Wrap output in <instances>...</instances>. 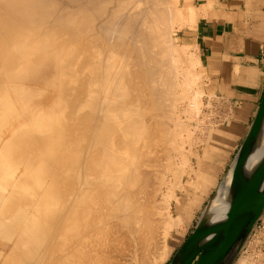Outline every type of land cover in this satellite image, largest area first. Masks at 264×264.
I'll list each match as a JSON object with an SVG mask.
<instances>
[{
    "label": "bare ground",
    "instance_id": "6f19581e",
    "mask_svg": "<svg viewBox=\"0 0 264 264\" xmlns=\"http://www.w3.org/2000/svg\"><path fill=\"white\" fill-rule=\"evenodd\" d=\"M184 10L179 0H0V233L21 235L9 251L19 255L14 264H163L169 257L197 192L211 181L199 165L213 157L216 132L204 127L206 138H193L205 118L204 91L199 56L186 58L175 37L195 25L193 6ZM203 141L200 155L192 147ZM262 146L250 165L264 156ZM229 182L202 211L206 224L225 216ZM262 199L264 190L243 225ZM239 244H228L213 264H228ZM252 246L236 264H264ZM7 256L11 264L15 255Z\"/></svg>",
    "mask_w": 264,
    "mask_h": 264
},
{
    "label": "crops",
    "instance_id": "0c3cea01",
    "mask_svg": "<svg viewBox=\"0 0 264 264\" xmlns=\"http://www.w3.org/2000/svg\"><path fill=\"white\" fill-rule=\"evenodd\" d=\"M204 3L207 0H181L180 6L185 11L193 6L196 16L195 25L181 32L189 44H195L200 72L206 75V97H212L211 103L226 116L214 133L213 157L203 159L199 165L211 176L206 190L197 192L199 206L214 193L240 150L264 91V0H213L210 7ZM193 214H189L191 218ZM190 217L186 224L192 220ZM178 236L167 259L180 247Z\"/></svg>",
    "mask_w": 264,
    "mask_h": 264
},
{
    "label": "water",
    "instance_id": "95a60500",
    "mask_svg": "<svg viewBox=\"0 0 264 264\" xmlns=\"http://www.w3.org/2000/svg\"><path fill=\"white\" fill-rule=\"evenodd\" d=\"M262 142H264V91L240 150L222 175L211 197L212 199L216 196L225 181L230 179V197L225 216L206 224L204 211L194 230L173 255L169 264L173 263L178 253L197 234H200L199 240L187 251L180 264H213L218 254L228 244L238 241L239 247L242 245L264 210L262 199L252 221L248 226L243 225L264 190V156L257 164L249 163L251 155Z\"/></svg>",
    "mask_w": 264,
    "mask_h": 264
},
{
    "label": "rangeland",
    "instance_id": "374dc122",
    "mask_svg": "<svg viewBox=\"0 0 264 264\" xmlns=\"http://www.w3.org/2000/svg\"><path fill=\"white\" fill-rule=\"evenodd\" d=\"M181 5V0H179V6ZM183 8V7H182ZM185 11V10H184ZM184 11H183V13H184ZM186 12V11H185ZM186 26H183L182 28H180V29H178L176 32H175V37L177 38V43L180 45V43L181 44H186L185 46H181V47H184L185 48V56H186V58L191 54V52H193V53H195V50L193 49V48H191V46L189 45V43L182 37V30L185 28ZM187 43H188V46H187ZM190 48V49H189ZM188 49V50H187ZM189 53V54H188ZM192 53V54H193ZM197 72L198 71H200V66H198V65H196V69H195ZM201 78H202V80H201ZM200 85L202 86L201 88L203 89V91H204V89H205V81H206V75H202L201 74V77H200ZM202 82H203V85H202ZM206 94L207 93H205V91H204V94H203V96L201 97V101H202V106H201V115H199V117H204L205 116V118H202V119H204V121L202 122V124H200V126H199V129L198 130H196V127H193L192 125H197V123L194 121V120H192L191 122H190V124H191V126L193 127V129H194V137L193 138H198L199 137V139H200V136H201V139H203V138H206V136L204 137V135H207V133H208V131H212V129H214V130H216V128H217V126H219V124L224 120V118L223 117H225L226 115L223 113H221V111L222 110H220L219 109V106H216V105H214L213 103H211V101H212V97H210V99L209 98H207L206 97ZM209 99V100H208ZM210 104V105H209ZM209 105V106H208ZM216 109H215V108ZM219 110V111H218ZM210 113V114H209ZM225 115V116H224ZM181 117H183V115L181 114ZM206 119V120H205ZM216 119V120H215ZM205 122V123H204ZM204 123V124H203ZM209 123V124H208ZM213 124V125H211V124ZM206 124V125H205ZM204 125V126H203ZM202 126V127H201ZM213 126V127H212ZM191 127V128H192ZM206 127H209V129H208V131H206V129L205 128ZM203 128V129H202ZM204 130V131H203ZM201 132V133H200ZM205 133V134H204ZM199 134V135H198ZM203 135V136H202ZM203 137V138H202ZM203 146H204V141L203 142H198V143H194L193 144V149L195 148V150L197 151V152H199V154L201 155L202 153H201V151H202V149H203ZM185 149L187 150L188 148V146L187 145H185ZM201 147V148H200ZM200 149V150H199ZM190 160H191V166L192 167H195L197 164H195L196 162H194V161H196V159H195V157L193 158L192 156H190ZM186 176H188L187 174H184L183 175V177H182V180H183V183H186V181L189 179V177L187 178ZM220 181V180H219ZM188 188H190L189 190L191 191V192H193V190H195V188H192L191 186L190 187H188ZM195 192V191H194ZM176 195L178 196V198H179V200H180V204H182L183 205V203L185 202V196H184V191L183 190H177V192H176ZM213 196V194H209L208 195V197L205 199V200H203V201H201V204H200V206L199 205H197V207H195L194 208V210H193V212H194V214H193V216H192V220H190L189 221V224H186V225H181V226H179V229H178V232L176 233L177 235H179L178 237H179V239H180V241H179V246H181V243L183 242V241H185L188 237H189V235L191 234V232L194 230V228H195V226L197 225V223H198V221H199V218H200V216L202 215V211H204V209L206 208V206H207V204H208V202L210 201V199H211V197ZM210 197V198H209ZM209 199V200H208ZM1 202V201H0ZM174 203H175V201H173V204H172V208L174 209ZM263 218H264V214L263 215H261V217L260 218H258L259 220L256 222V224L253 226V228H252V230H251V232H250V234H249V236L244 240V242H243V244L241 245V247H239L236 251H235V253L233 254V256H232V258H231V260L228 262V264H236L237 263V261L239 260V258L240 257H242L245 253H246V251H247V249H248V247L251 245H253L252 246V248H253V251H254V253H253V255H256V254H259L260 252V254L259 255H263L262 257L264 258V253H263V251H264V245H263V241H264V220H263ZM263 224V225H262ZM183 228V229H182ZM258 230H260V231H258ZM259 232V233H258ZM257 234H258V236H257ZM262 234V235H261ZM256 237H254V236ZM20 234H19V232H14V234H13V237L12 238H7V237H4V236H2V233H0V264H9L8 262H7V260L9 259V258H7L8 256V254L10 255L9 257H12V254H14L15 255V257L14 258H10V260H9V262H11V264H14L13 262H19L18 261V258H19V255H17L15 252H12V254L9 252V251H11V250H13V249H11V247H12V245L14 244V243H16L17 241H18V239L20 238ZM183 236V237H182ZM252 237V238H251ZM257 240H259L260 241V243L259 242H256ZM262 240V241H261ZM250 241V242H249ZM253 243H252V242ZM255 241V242H254ZM171 241H169V243H170ZM256 243V244H255ZM258 243V244H257ZM183 244V243H182ZM249 245V246H248ZM263 248H262V247ZM247 248V249H246ZM258 248H259V251H258ZM262 248V249H261ZM243 249H246L245 251L243 250ZM242 255V256H241ZM21 256V255H20ZM5 257L7 258V259H5ZM236 257V258H235ZM17 258V259H16ZM20 258H23L22 256L20 257ZM13 259H15L13 262L11 261V260H13ZM35 258H33V260H34ZM172 259V258H171ZM171 259H166V261L163 263V264H169L170 263V261H171ZM4 260H6V262L7 263H4L5 261ZM21 260V259H20ZM25 260H27L28 261V259H25ZM36 260V259H35ZM30 261H31V264L33 263H35V264H37V261H32V259H30ZM23 262H26V261H22V264H23ZM231 262V263H230ZM27 263H29V261L27 262ZM26 263V264H27ZM44 264H47L46 262H43ZM260 262H257V263H255V264H259ZM15 264H21V263H15ZM25 264V263H24ZM30 264V263H29ZM39 264V263H38ZM40 264H42V263H40ZM49 264V263H48ZM262 264V263H261Z\"/></svg>",
    "mask_w": 264,
    "mask_h": 264
}]
</instances>
